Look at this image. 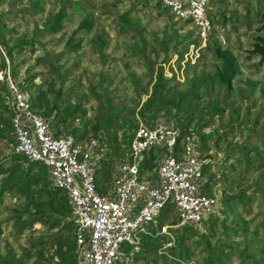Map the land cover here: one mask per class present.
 Here are the masks:
<instances>
[{"label":"rangeland","instance_id":"obj_1","mask_svg":"<svg viewBox=\"0 0 264 264\" xmlns=\"http://www.w3.org/2000/svg\"><path fill=\"white\" fill-rule=\"evenodd\" d=\"M33 1L0 0L1 21L16 31L11 37L4 34L8 43L24 40L31 44L12 63L5 59L3 64L0 59V129L5 134L0 137V161L4 160L0 188L6 187L0 194V254L11 264H55L56 253L64 248L58 239L59 226L51 227L38 217L30 221L23 214L26 197L20 192L23 177L18 176L27 171V165L21 161L16 165L9 153L8 136L14 138L12 82L23 90L36 113L55 104L51 110L58 115L66 107L72 110L79 105L78 111L66 117L68 128L76 127V137L85 128L92 136L89 124L99 125L96 136H100L105 155L97 161L96 183L105 190L111 189L114 166L127 150L122 136L129 141L140 124L152 126L158 118L174 119L181 130L195 133L198 152L205 160L203 180L208 193L217 198V210L193 226V233L190 228L173 226L172 238L161 236L150 248L137 247L131 252L139 254L134 264H264V149L260 137L252 135L261 131L264 122V62L249 56L259 0H209L213 34L204 42L190 22L175 18L157 0H43L42 9L33 7ZM62 6L67 19L59 31L48 33L46 19ZM84 17L91 28L73 33ZM216 46L229 49L240 64L241 72L229 93L213 76L219 64L211 51ZM0 54L5 55L1 46ZM159 71L170 79L168 86L191 91L193 97L181 109L164 106L163 100L155 98V105L140 113ZM247 80L256 82L253 90ZM59 122V115L52 118L51 131ZM246 146L252 148L253 165L245 170L241 147ZM232 166L235 182L225 176ZM40 169L32 168L30 176ZM48 186L42 192L53 195L57 188L50 182ZM39 187L33 186L32 192ZM240 191L249 200L228 204ZM214 218L211 228L206 221ZM158 220L177 221L170 202ZM23 222L27 224L22 227ZM230 228L244 231L233 234ZM176 233L182 234L178 244ZM179 249L184 257L179 256Z\"/></svg>","mask_w":264,"mask_h":264},{"label":"built area","instance_id":"obj_2","mask_svg":"<svg viewBox=\"0 0 264 264\" xmlns=\"http://www.w3.org/2000/svg\"><path fill=\"white\" fill-rule=\"evenodd\" d=\"M208 4L209 0H159L162 9L189 21L203 42L213 34ZM9 91L14 136L9 152L42 164L50 184L64 193L74 226L76 264H133L131 252L144 237L172 238L173 226H195L216 212V196L203 190L205 160L198 152L197 136L182 131L174 119L137 126L125 156L114 166L111 189H98L97 161L105 155L100 136L79 139L61 125L55 135V110L49 117L36 113L12 82ZM151 154L153 172H145L142 164ZM168 202L175 224L158 222ZM124 244L133 250L127 252Z\"/></svg>","mask_w":264,"mask_h":264},{"label":"trees","instance_id":"obj_3","mask_svg":"<svg viewBox=\"0 0 264 264\" xmlns=\"http://www.w3.org/2000/svg\"><path fill=\"white\" fill-rule=\"evenodd\" d=\"M157 3L159 4V0H157ZM42 4H43V0H34L32 3L33 7H37L38 9H42V6H43ZM258 5H259L258 26L256 28V34L253 37L251 49L249 50V56H256L259 58V62L263 63L264 62V0H259ZM125 15L122 16L123 19L125 18ZM1 19H2V16L0 14V46L5 54L4 56L0 54V59L3 62V64H5V59H7L9 63H12L14 57L18 55L19 53H21L26 46L31 45V44L24 40H17L13 42L12 44H9L8 43L9 38H5L4 34L5 33L9 34V36L11 37L12 35L16 34V31H15V28L13 27L5 28L6 24L2 22ZM64 19H67V13L65 11V6H62L61 9L56 14H54L53 16H49V18L46 19V24L44 26V29L48 33H55L60 30L61 22ZM186 22H189V21H186ZM91 25L92 23L88 20V18L84 17L81 20V22L78 24V26L76 27L73 33H77L79 31H88L91 28ZM78 47H79L78 44L74 45L75 49ZM29 49L30 51H33V48H29ZM211 51L213 52L216 60L219 62L218 66H216L213 76L216 80H218L223 85L226 93H229L233 87V79L235 78L236 75H238L241 72L240 64L237 62L233 53L227 48H223L222 46H216ZM11 76L14 77L13 68L11 69ZM169 81L170 79L165 78L161 71L157 72L155 82L153 83V90L148 96V98L145 100V102L142 104V106L140 107V113L143 112L144 109L150 108L153 105H155L156 103L154 100L155 98L163 100L162 103H164V106H167L170 108L172 107L176 109H181L183 108L186 101L189 98L193 97V93L191 91L174 90V87L168 86ZM246 82L250 85L252 90L256 86V82H253L250 80H247ZM54 106L55 104H52L51 107L46 106L43 110V113H40V114L46 117L51 116L52 112L54 111V110L52 111L51 109H53ZM79 109H80L79 105H76L72 110L66 107L60 112V114H58L61 117V122H59V125L63 127L64 131L71 132L73 134V131L74 129H76V127L69 129L66 117L68 116V114H71L72 112H76ZM58 115L55 112L53 117H57ZM11 116H12V108H11ZM10 122H11V119H10ZM89 128H90V132L92 133V136H96L99 125L96 123H91L89 124ZM58 132L60 133V131ZM88 132L89 130L85 128L84 132L78 138L83 139V138L89 137L87 135ZM55 135H58V134H55ZM252 135L255 137H260V142L262 143L263 145L262 148L264 149V122L262 123L261 131L254 132ZM4 136H5L4 132L0 129V137H4ZM8 141H9V144L14 142V138L8 136ZM121 141L123 143H126L125 146H128L129 141L126 139L125 135L122 136ZM197 149L199 150L198 146H197ZM251 149L252 148L249 146L241 147V151L243 152V155L245 156V159H246L245 160L246 161L245 170L246 168L248 169L249 167H251V165H253L252 160L249 158V155L251 154V151H252ZM10 155L12 156L10 160L15 161L16 165H19L20 162L18 161H21L24 163V165H27L26 167L27 171L26 172L22 171L20 175L18 176V177H23L22 178L23 184L20 187V192L23 193L26 197V202L25 204H23V207H24L23 214H25L26 218L30 219V221L31 219L38 217V219L43 223H46L47 221L50 222L51 227L59 226L60 231L58 232L59 233L58 239L60 241H63L64 248L61 251L56 253L57 262L55 264H76L77 256H76V245H75V240H74V226L69 216V209L66 204L64 193L59 189H57V191L53 195H47L44 192H42L43 188L48 187V189H50V186H48L50 180L49 178L46 179L44 177L45 170L43 169H46V168L39 162L28 160L23 155H18V154H13V153H10ZM154 159H155L154 154H151L149 157H147L142 164V170L145 172L146 171L153 172V168L155 165ZM257 159L260 162L259 157ZM236 160L238 163H240L239 162L240 158H237ZM0 164L1 165L4 164V160H1ZM40 167L41 169L39 170V174H36L35 176H30L29 171L32 168L39 169ZM234 168H235L234 166L229 168L227 170V174L225 175L227 177L231 176L232 182L237 181V175H235ZM203 169H204V166H203ZM11 171H15V168L12 167ZM100 177H103V175H101ZM35 185L40 186L39 190L37 192H32L31 188ZM5 188L6 187L4 184L0 188V194L2 190ZM98 189L100 188L98 187ZM203 190L206 193L210 191V189L208 188L207 182L204 183ZM241 200L248 201L249 196L240 191L239 194L231 196V200L228 202V204L233 203V204L239 205V203H241ZM31 206L34 209L33 212L30 209ZM63 218H68V219L64 224L61 225ZM158 222L163 223L164 221L162 222L158 220ZM176 222L177 221L171 222V224H175ZM215 222H216V218L206 221V224H208L211 228H214ZM236 223L238 222L236 221ZM25 224H27V222H23L22 227L25 226ZM181 228H190L192 233L194 232L193 226L191 225L183 224L181 225ZM224 228H228V227L224 226ZM230 229L232 230L233 234H237V233L244 231L243 228L242 230H238L235 228H230ZM161 236L162 235H153L150 237H144L141 240L139 246L142 249L150 248L152 242L157 240ZM175 237H176L177 244H178V241L181 240L180 238L182 237V234L179 235L176 233ZM173 248L174 247H172L171 249L173 250ZM131 250H133V246L131 245L126 246L127 252ZM178 254L180 257L182 256L184 257L185 253L183 250L179 249ZM138 256L139 254H135V256H133V264L135 263L134 258ZM208 263L209 262L206 261L204 264H208ZM0 264H11V263H10L9 258L4 257L0 254Z\"/></svg>","mask_w":264,"mask_h":264},{"label":"crops","instance_id":"obj_4","mask_svg":"<svg viewBox=\"0 0 264 264\" xmlns=\"http://www.w3.org/2000/svg\"><path fill=\"white\" fill-rule=\"evenodd\" d=\"M58 131H59V130H58V127H53L52 132H53L54 134H59ZM102 185H104V183H102ZM98 187L101 188V189H104V188H102V186L100 185V182H98ZM104 190H105V189H104Z\"/></svg>","mask_w":264,"mask_h":264}]
</instances>
